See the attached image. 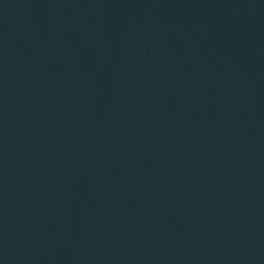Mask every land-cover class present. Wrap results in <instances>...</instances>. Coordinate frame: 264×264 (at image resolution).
Masks as SVG:
<instances>
[{
    "label": "water",
    "instance_id": "1",
    "mask_svg": "<svg viewBox=\"0 0 264 264\" xmlns=\"http://www.w3.org/2000/svg\"><path fill=\"white\" fill-rule=\"evenodd\" d=\"M0 264H264V0H0Z\"/></svg>",
    "mask_w": 264,
    "mask_h": 264
}]
</instances>
